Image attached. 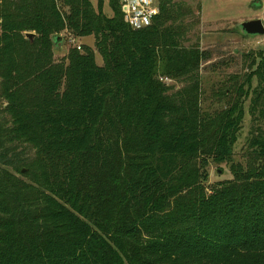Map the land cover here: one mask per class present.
Listing matches in <instances>:
<instances>
[{"label": "trees", "instance_id": "16d2710c", "mask_svg": "<svg viewBox=\"0 0 264 264\" xmlns=\"http://www.w3.org/2000/svg\"><path fill=\"white\" fill-rule=\"evenodd\" d=\"M159 2L134 30L121 0H0V264H264V51L206 112L209 56ZM63 33L95 49L57 59ZM248 99V164L210 189Z\"/></svg>", "mask_w": 264, "mask_h": 264}, {"label": "rangeland", "instance_id": "374dc122", "mask_svg": "<svg viewBox=\"0 0 264 264\" xmlns=\"http://www.w3.org/2000/svg\"><path fill=\"white\" fill-rule=\"evenodd\" d=\"M89 1L95 9L98 8L100 0ZM174 3L179 10V19L173 25L180 32L181 46L200 50L209 56L200 69L202 109L206 112L219 111L227 103V99L220 94L236 80L242 84L246 75L256 69L253 64L257 55L264 51V36H246L240 28L242 23L251 20L259 19L264 24V0H174ZM158 5L160 11L159 0ZM103 13L106 17H113L109 1H104ZM60 38L62 40L55 49L57 59H62L71 48L78 46L88 45L95 49L93 37L80 39L63 33ZM96 56L98 65L102 66V58L98 53ZM164 82L175 90L183 86L169 78H165ZM257 84L255 80L253 89ZM250 103L251 99L245 103V118L231 160L222 164L211 163L208 167L207 186L210 189L220 182L232 180L235 167H246L248 164L249 142L254 130ZM2 106L5 107L0 97Z\"/></svg>", "mask_w": 264, "mask_h": 264}, {"label": "built area", "instance_id": "2783aa9c", "mask_svg": "<svg viewBox=\"0 0 264 264\" xmlns=\"http://www.w3.org/2000/svg\"><path fill=\"white\" fill-rule=\"evenodd\" d=\"M121 7L126 22L134 30L151 26L160 13L158 0H121ZM77 49L81 50V46Z\"/></svg>", "mask_w": 264, "mask_h": 264}, {"label": "water", "instance_id": "95a60500", "mask_svg": "<svg viewBox=\"0 0 264 264\" xmlns=\"http://www.w3.org/2000/svg\"><path fill=\"white\" fill-rule=\"evenodd\" d=\"M241 30L246 36H264V24L261 20H251L244 22L240 25ZM35 37L34 33H27L26 38L33 39ZM62 38H57L56 44L61 42Z\"/></svg>", "mask_w": 264, "mask_h": 264}]
</instances>
